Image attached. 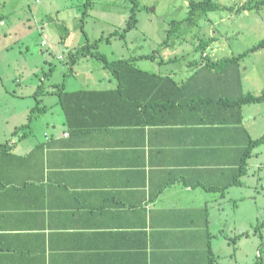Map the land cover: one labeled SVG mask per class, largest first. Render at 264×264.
Here are the masks:
<instances>
[{
  "label": "crops",
  "instance_id": "0c3cea01",
  "mask_svg": "<svg viewBox=\"0 0 264 264\" xmlns=\"http://www.w3.org/2000/svg\"><path fill=\"white\" fill-rule=\"evenodd\" d=\"M161 44L124 86L72 70L38 97L0 57V264H239L246 204L259 214L264 191V143L244 157L261 102H234L235 67ZM59 83L87 93L62 105Z\"/></svg>",
  "mask_w": 264,
  "mask_h": 264
},
{
  "label": "rangeland",
  "instance_id": "374dc122",
  "mask_svg": "<svg viewBox=\"0 0 264 264\" xmlns=\"http://www.w3.org/2000/svg\"><path fill=\"white\" fill-rule=\"evenodd\" d=\"M258 1L215 0L217 9L197 10L188 20L190 0H139L137 22L122 38L112 33L123 32L134 0H0V15L4 18L6 31L9 29L1 39L7 49L4 56L0 52V57L10 70L6 71L8 82L11 78L15 85L17 81L14 80L20 79L23 92H28L26 87L31 84L44 88L48 83L60 82L64 73L71 74L69 68L73 73L77 72L79 78L89 70L110 75L104 62L95 56L82 55L75 64L70 63L69 51L85 45V36L90 44L97 42L96 46L89 47L90 50H98L108 60H113L152 53L158 58L161 48L166 46H161V41L168 35L165 41L170 48L177 47L175 42L179 44L180 40L178 47L185 52L184 58L178 60L181 63L198 61L202 52L196 46L201 39L213 36L215 40L207 54L212 60H219L235 56L264 40V5L258 3L250 9ZM85 8L87 14L83 16ZM238 66L240 78L246 83L245 93L261 94L264 89V43L244 55ZM231 67L236 69L237 66L228 62L224 70H212L228 71ZM7 87L13 89L10 83ZM252 110L257 112L255 128H263L259 120L264 118V100L260 105H253ZM258 200L259 214L252 212L249 202L246 204L245 222L249 236L240 242L239 264H257L259 260L264 264V191Z\"/></svg>",
  "mask_w": 264,
  "mask_h": 264
},
{
  "label": "trees",
  "instance_id": "16d2710c",
  "mask_svg": "<svg viewBox=\"0 0 264 264\" xmlns=\"http://www.w3.org/2000/svg\"><path fill=\"white\" fill-rule=\"evenodd\" d=\"M138 1L139 0H134V6H133V10L132 13L130 14V17L127 20V24L126 27L124 28L123 32L117 33L116 31L112 33V35H119L120 37L124 38L126 36V32H128L129 30L132 29L133 26H135L136 22H137V17H136V9L138 6ZM261 4L264 5V0H259L257 3L253 4V6H250L251 8H254L257 4ZM190 8L189 10V14L187 16V19H191L193 14L196 13L197 10H202V11H208V10H214L217 9L219 6L217 3H215V0H190L189 6ZM83 16L87 14V10L86 8L84 9L83 12ZM185 20V19H184ZM183 21V20H182ZM176 23V21H175ZM81 29L83 30V24H81ZM169 36L167 35V39L168 40ZM214 37H209L205 40L201 39V43L198 44L196 46V49L198 48L199 50H201V52L203 53V49L211 44L212 41H214ZM85 45H81L82 47L80 48H75L74 50L69 51L70 52V57H71V61L70 63L75 64L77 62V60L83 55H91V56H95L97 59H100L102 62H104V66L110 70L113 74V76L119 81V86H124V79L125 78H129V79H137L136 77H141L143 75H148V73L142 69H140L137 65H136V60L138 57L142 56L139 55L137 56H132V57H128V58H117V59H113V60H108L106 55L102 52H99L98 50H90L89 47L90 46H96L97 42L96 40L94 41V43L90 44L89 43V39L85 36ZM264 43V40L259 41L257 44L251 46L250 48L244 50L243 52L238 53L235 56L232 57H224L221 58L219 60H212L211 57L208 56V54L206 56H202L201 60L205 61V63L208 64L210 69H217V70H224V65L227 64L228 62H231V64H235L237 67V73H238V79L240 81V77H239V66H238V62L239 60L246 54L256 50L259 46H261ZM162 46V44H161ZM143 57L146 58H150V57H154V53L152 54H146ZM69 71H72V68H69ZM55 89V93L58 94L59 98H60V102L62 105L65 104V97H69L70 95H78L79 93H87V91H83V90H78L75 92H67L64 91L63 89V83H59L56 84L54 86ZM44 88H42V85L38 86V90H36L34 92L35 97H38L40 95V93H43ZM264 100V89L262 90L261 94L259 95H255L252 94L250 92L248 93H240L238 98L234 101L238 107H241L242 104H248V103H256V102H261ZM39 104V103H38ZM39 105L35 106V108L31 109V113L32 111H34ZM66 109V107H65ZM28 119H30V116L28 117ZM24 126V125H23ZM264 143V134L254 138V139H249L248 145L245 149V154L244 157L247 159L251 156L252 154V150L254 147L260 145ZM261 261V260H259ZM257 264H261L262 262H259Z\"/></svg>",
  "mask_w": 264,
  "mask_h": 264
}]
</instances>
